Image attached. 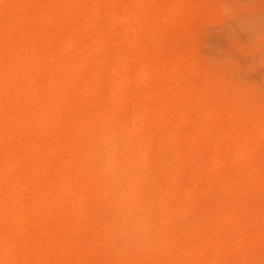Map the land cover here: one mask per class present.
<instances>
[{
    "label": "bare ground",
    "instance_id": "obj_1",
    "mask_svg": "<svg viewBox=\"0 0 264 264\" xmlns=\"http://www.w3.org/2000/svg\"><path fill=\"white\" fill-rule=\"evenodd\" d=\"M0 264H264V0H0Z\"/></svg>",
    "mask_w": 264,
    "mask_h": 264
},
{
    "label": "clouds",
    "instance_id": "obj_2",
    "mask_svg": "<svg viewBox=\"0 0 264 264\" xmlns=\"http://www.w3.org/2000/svg\"><path fill=\"white\" fill-rule=\"evenodd\" d=\"M106 166L109 167L119 178L122 175V150L118 145H113L111 151L105 159ZM120 210L122 214V224L126 243L131 245L136 234L141 229L139 222L140 208L128 197H122L120 201Z\"/></svg>",
    "mask_w": 264,
    "mask_h": 264
},
{
    "label": "rangeland",
    "instance_id": "obj_3",
    "mask_svg": "<svg viewBox=\"0 0 264 264\" xmlns=\"http://www.w3.org/2000/svg\"><path fill=\"white\" fill-rule=\"evenodd\" d=\"M249 25H251V26L253 27L252 23H250ZM244 26H245V29H246L247 31H243V33H242V30H241V29H242ZM213 27H215V26H213ZM252 27H251L250 29H253ZM216 28H217V27H215V30H216ZM233 28L235 29L234 26L231 27V28H229V30H230V29H231V30H230V33H229V30H228V32H227V34H229L228 36H230L231 34H234V36H236V34H237V37H235V38H238V37H239L238 41H242V40H243V42H246V40L248 41V39L251 38L250 36H248V35L250 34L251 31H249V30L247 29V28H248V25H246L245 23L243 24V26H242L240 29L236 27L237 30H241L240 32H238V33H236V34H235L234 32H237V30L235 29V30H236V31H235ZM232 29H233L234 32H232ZM243 29H244V28H243ZM245 29H244V30H245ZM217 30H218V29H217ZM219 30H220V29H219ZM244 32H245V33H244ZM247 32H249V33H247ZM232 36H233V35H232ZM234 36H233V38H232L231 36H230L229 38H231L232 40H234ZM241 36H243L242 39H241ZM246 37H247L248 39H246ZM226 40L228 41V37H227ZM229 40H230V39H229ZM227 41H226V43H225L226 45H227V44H229V46L232 45V44H230V43H232V41H231V42L229 41L228 43H227ZM224 42H225V41H224ZM229 46H228V48H230ZM232 47H233V46H231V48H232ZM231 48H230V50H231V52H232V49H231ZM236 51H237V50H236ZM234 52H235V50L233 49V52H232V53H234ZM236 53H237V55H236ZM234 54H235L234 56H238L239 53H238V52H235ZM239 55H240V54H239ZM240 56H241V55H240ZM240 56H238V57L241 59ZM243 58H244V57H243ZM242 60H243V59H242ZM244 60H245V59H244ZM258 65H259V64H258ZM256 66H257V65H256ZM259 66H260V65H259Z\"/></svg>",
    "mask_w": 264,
    "mask_h": 264
}]
</instances>
